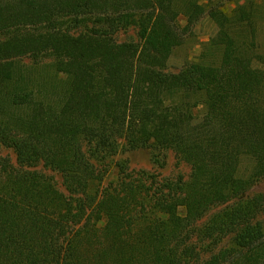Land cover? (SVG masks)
Wrapping results in <instances>:
<instances>
[{"label": "trees", "instance_id": "1", "mask_svg": "<svg viewBox=\"0 0 264 264\" xmlns=\"http://www.w3.org/2000/svg\"><path fill=\"white\" fill-rule=\"evenodd\" d=\"M261 5L0 0V264H264V193L250 195L264 180ZM205 15L219 60L168 71ZM132 27L139 42L117 40ZM147 147L173 149L190 178L120 163L104 185L93 156Z\"/></svg>", "mask_w": 264, "mask_h": 264}, {"label": "rangeland", "instance_id": "2", "mask_svg": "<svg viewBox=\"0 0 264 264\" xmlns=\"http://www.w3.org/2000/svg\"><path fill=\"white\" fill-rule=\"evenodd\" d=\"M262 2L260 10H262L261 18L258 19V49L255 56L254 65L258 68H264V0H259ZM179 23L182 27H185L187 24L185 16H181ZM217 31L214 21L209 17V15L203 16L196 24L191 27V30L188 31L185 35L184 43L175 48L168 66V71L178 72L180 71L188 62H194L201 58L216 59L217 61L220 58V53L209 51V41L215 35ZM118 41H129L134 40L139 42L141 40L138 29L128 28L122 31H119L116 34ZM33 60L30 58H25V63H33ZM54 59L48 57L43 60V63L47 66H44V69L54 72V69L51 68ZM43 70V72H48ZM54 75V73H53ZM66 77L65 75L59 74L57 76L58 80H63ZM63 85V82H61ZM3 155H8L12 163L17 165V155L13 149L7 147H1ZM92 160L96 165L102 169L104 172V185H107L110 181L115 180L119 174V164L127 163L130 170H146L151 174H155L160 179L166 177V179H178L179 176L189 179L192 173L191 165L182 161L176 152L173 149H154L151 147L140 148L132 151L120 150L112 154L97 153L92 157ZM249 163L245 162L243 164V169L247 168ZM37 169L42 170L45 174L52 176L56 182L57 187L67 192L66 186L64 184V178L62 174L57 171H54L50 168H44L41 164ZM258 192L264 193V180L255 186L250 195H253ZM215 211V210H214ZM210 212L207 217L202 219L198 225L204 224L212 216ZM180 214L185 215L186 211L184 207L179 209ZM227 244L225 240L222 244L218 245V248L215 252L222 246ZM199 248L203 247L202 243H199ZM210 253V252H204ZM208 255H206L207 257Z\"/></svg>", "mask_w": 264, "mask_h": 264}]
</instances>
